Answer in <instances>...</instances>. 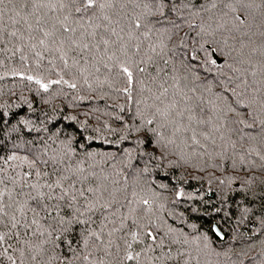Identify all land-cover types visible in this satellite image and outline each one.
Masks as SVG:
<instances>
[{
    "label": "trees",
    "instance_id": "1",
    "mask_svg": "<svg viewBox=\"0 0 264 264\" xmlns=\"http://www.w3.org/2000/svg\"><path fill=\"white\" fill-rule=\"evenodd\" d=\"M85 3L0 4V264H264V0Z\"/></svg>",
    "mask_w": 264,
    "mask_h": 264
},
{
    "label": "snow or ice",
    "instance_id": "2",
    "mask_svg": "<svg viewBox=\"0 0 264 264\" xmlns=\"http://www.w3.org/2000/svg\"><path fill=\"white\" fill-rule=\"evenodd\" d=\"M4 3H5V0H0V4H4ZM94 4H95V0H86L85 9L93 7ZM161 7H163V4H161ZM77 11H80V9H77ZM137 26L139 27V25H137ZM46 35H47V33H46ZM41 43L43 44V41H41ZM105 43H107V42L105 41ZM123 71L128 74V78H129V80H131V72H129L128 68H126V67L123 68ZM29 79H31V77H29ZM44 87H47V85H45ZM67 195H69V193L67 191H65L64 195L61 196L60 199H63L64 196H67ZM80 195L83 196L84 193L81 192ZM72 199L75 200V196H72ZM89 207H91V206H89ZM0 239H2V237H0ZM128 259H132V257L128 256Z\"/></svg>",
    "mask_w": 264,
    "mask_h": 264
},
{
    "label": "water",
    "instance_id": "3",
    "mask_svg": "<svg viewBox=\"0 0 264 264\" xmlns=\"http://www.w3.org/2000/svg\"><path fill=\"white\" fill-rule=\"evenodd\" d=\"M213 57H214V59H216L217 63H221L222 62V60L219 59L215 54L213 55ZM214 231H215V233L217 234V236L219 238H223L222 233L215 226H214Z\"/></svg>",
    "mask_w": 264,
    "mask_h": 264
}]
</instances>
